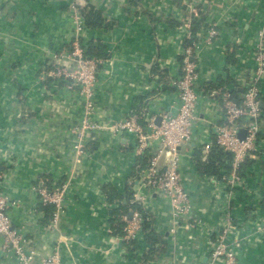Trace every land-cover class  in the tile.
<instances>
[{
    "label": "crops",
    "instance_id": "1",
    "mask_svg": "<svg viewBox=\"0 0 264 264\" xmlns=\"http://www.w3.org/2000/svg\"><path fill=\"white\" fill-rule=\"evenodd\" d=\"M74 6H91L104 18L101 27H86L82 36L89 57L104 62L94 88V120L102 129L85 137L81 155L72 129L81 123L84 100L66 80L50 76L56 56L77 67L67 57L75 37ZM194 18L202 24L193 36ZM213 25L217 35L207 44ZM263 27L264 0H0V192L10 203L13 230L36 262L59 249L62 264H223L211 253L221 220L229 215L239 264H264V78L258 150L243 166L238 186L227 188L218 175L202 173L197 161L206 159L214 127L224 122L220 92L229 90L236 98L251 79ZM193 37L198 120L180 154L192 209L177 223L167 199L143 190L142 207L163 244L148 242L143 232L125 242L115 219L126 211L132 217L136 208L123 205H134L136 180L158 147L138 156L135 136L116 133L114 126L138 115L147 128L177 113L173 82ZM169 167L163 156L160 168ZM66 184L62 219L51 229L54 208L42 204L40 191ZM0 264L19 261L12 249L0 248Z\"/></svg>",
    "mask_w": 264,
    "mask_h": 264
},
{
    "label": "built area",
    "instance_id": "2",
    "mask_svg": "<svg viewBox=\"0 0 264 264\" xmlns=\"http://www.w3.org/2000/svg\"><path fill=\"white\" fill-rule=\"evenodd\" d=\"M74 27L75 37L67 57L71 62H76L77 67L74 70L70 69L68 63L61 64L60 58L56 56V68L50 76L66 80L69 83V89H77L84 100L81 123L72 129L78 142L75 148L81 155L84 153L85 137L102 129L94 120L96 110L94 88L99 68L104 61L87 56V48L82 41L87 26L81 10L76 6H74ZM216 35V28L214 25L210 26L204 42L210 44ZM197 45L198 43L194 42L184 47L180 75L173 82L180 100V106L175 115L165 116L160 125L150 123L147 128L139 123L138 115H132L114 126L116 133L128 132L135 136V152L138 156H144L153 144L157 145L156 152L149 158L147 168L136 180L137 189L133 200L142 206L146 200L142 194L143 190L159 193L168 200L177 223L185 220L192 209L190 195L182 183L179 148L191 140L193 126L198 120L197 87L200 74L194 60ZM252 60L254 69L250 81L244 85L241 102L235 101L229 90L220 92L224 122L214 127V140L205 148L207 157L213 150V145L230 154L231 170L229 173L223 172L224 175L221 178L227 188L238 186L243 166L249 164L258 150L263 117L260 106L262 92L259 83L264 78V27L257 33ZM243 130L246 131V137L241 139L239 134ZM163 156L170 159L169 168H160V160ZM3 177L4 175L0 174V179ZM68 187L69 184H66L54 191H40L42 204L54 208L50 222L51 229H57L60 225ZM9 204L8 198L0 192V240L4 239L0 248L4 251L12 249L19 264H62L59 249H55L41 262H36L35 252L26 250L25 241L12 228L11 219L7 214ZM146 220L141 212L134 210L131 218L125 214L121 215L120 219L114 222V227L118 231L117 227L120 224V237L125 242H131L138 239ZM221 221L212 248V258L214 261H222L223 264H239L238 252L232 245L234 234L237 232L234 220L231 216L225 215Z\"/></svg>",
    "mask_w": 264,
    "mask_h": 264
},
{
    "label": "trees",
    "instance_id": "3",
    "mask_svg": "<svg viewBox=\"0 0 264 264\" xmlns=\"http://www.w3.org/2000/svg\"><path fill=\"white\" fill-rule=\"evenodd\" d=\"M81 13L83 14V17L85 19L86 26L88 29L99 28L104 24V18L102 17L101 12L91 6H88L87 8L81 10ZM201 24H202V19L194 18L192 22V35L193 36L197 33ZM194 42H196V39L194 37L190 38L189 40L186 41V45L193 44ZM89 50L90 48H87V53H86L87 56L91 55ZM236 93H235L236 98L234 99L235 101L239 103L241 102L242 93H239V94L238 92ZM197 161H198V167L202 173L215 174V175H218L220 179L223 177L225 172L229 173V171L231 170L230 154L227 152H224L219 147H214L210 155L204 161H202L201 159H198ZM123 207L125 208V210H128L130 207L131 208L133 207L134 209L136 208L135 210H138L139 212H141L145 216L146 219L149 216L147 212L144 210V208L137 203H134V205H131L128 201V203L126 205H123ZM124 214L127 215V211L124 212ZM115 220L118 221L117 218ZM117 229H118V232L116 233L121 234L120 224L118 225ZM142 232L146 234L145 236L148 242L152 244H163L161 241V238L158 235H156V233L152 229L150 225V221L146 220V222L143 224Z\"/></svg>",
    "mask_w": 264,
    "mask_h": 264
},
{
    "label": "water",
    "instance_id": "4",
    "mask_svg": "<svg viewBox=\"0 0 264 264\" xmlns=\"http://www.w3.org/2000/svg\"><path fill=\"white\" fill-rule=\"evenodd\" d=\"M262 106H264V103L262 104ZM239 136H240L241 139H244L246 137V131L245 130L241 131L240 134H239ZM185 150H186V147H180L179 148V153L181 154ZM129 218H131V215H129Z\"/></svg>",
    "mask_w": 264,
    "mask_h": 264
}]
</instances>
